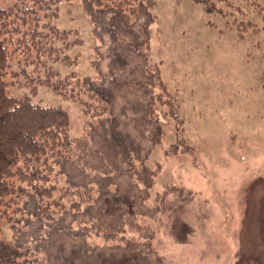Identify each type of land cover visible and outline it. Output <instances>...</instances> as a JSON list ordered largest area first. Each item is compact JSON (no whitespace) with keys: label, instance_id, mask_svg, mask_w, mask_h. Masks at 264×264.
Segmentation results:
<instances>
[{"label":"trees","instance_id":"obj_1","mask_svg":"<svg viewBox=\"0 0 264 264\" xmlns=\"http://www.w3.org/2000/svg\"><path fill=\"white\" fill-rule=\"evenodd\" d=\"M66 1L0 0V232L2 222L11 231L10 241L0 237V264H54L69 240L82 244L73 257L89 264L154 254L152 223L177 191H153L160 172L153 155L188 152L177 98L150 56L155 16L146 1L80 0L98 42L92 76L56 68L77 63L69 50L83 43L79 29L56 23ZM194 1L228 19L240 38L264 29V0ZM131 60L138 62L134 74L122 73L130 72ZM10 85L34 94L44 86L77 102L83 134L70 137L66 109L11 95ZM129 98L142 105L140 114L117 108ZM163 117L175 123L167 148ZM128 203L136 205L135 216Z\"/></svg>","mask_w":264,"mask_h":264},{"label":"rangeland","instance_id":"obj_2","mask_svg":"<svg viewBox=\"0 0 264 264\" xmlns=\"http://www.w3.org/2000/svg\"><path fill=\"white\" fill-rule=\"evenodd\" d=\"M145 1L155 16L150 56L160 63L166 87L177 98L188 152L172 157L161 149L154 152L160 172L153 191L163 193L170 186L177 191L168 195L171 208L152 223L154 254L121 256L112 264H264V29L240 38L228 19L206 14L194 0ZM56 23L79 29L83 41L69 50L77 63H59L56 68L92 76L90 62L98 42L80 0L63 3ZM137 65L131 60L130 72L122 73L134 74ZM8 92L33 95L35 103L66 109L70 137L83 134L84 115L77 102L44 86L34 94L10 85ZM123 105L133 114L143 109L135 98L120 100L117 108ZM121 118L127 121L126 115ZM162 120L167 148L175 138V123ZM155 204L151 201L149 208ZM128 205L131 211L136 208ZM1 226L0 237L10 241L11 231L3 222ZM80 244L69 240L52 262L89 264L73 257ZM107 259L110 256L105 264Z\"/></svg>","mask_w":264,"mask_h":264},{"label":"flooded vegetation","instance_id":"obj_3","mask_svg":"<svg viewBox=\"0 0 264 264\" xmlns=\"http://www.w3.org/2000/svg\"><path fill=\"white\" fill-rule=\"evenodd\" d=\"M262 53L264 54V49H263V52Z\"/></svg>","mask_w":264,"mask_h":264}]
</instances>
